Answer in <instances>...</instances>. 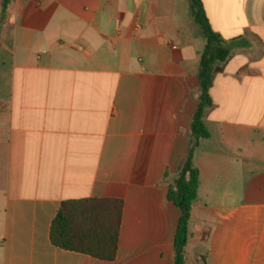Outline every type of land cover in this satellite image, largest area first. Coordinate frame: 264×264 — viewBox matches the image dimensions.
Segmentation results:
<instances>
[{
    "label": "crops",
    "instance_id": "crops-1",
    "mask_svg": "<svg viewBox=\"0 0 264 264\" xmlns=\"http://www.w3.org/2000/svg\"><path fill=\"white\" fill-rule=\"evenodd\" d=\"M231 57L193 159L185 264H264V0H201ZM207 40L189 0H12L0 23V264H175L166 176L192 146ZM123 202L114 260L65 251L61 204Z\"/></svg>",
    "mask_w": 264,
    "mask_h": 264
},
{
    "label": "trees",
    "instance_id": "trees-1",
    "mask_svg": "<svg viewBox=\"0 0 264 264\" xmlns=\"http://www.w3.org/2000/svg\"><path fill=\"white\" fill-rule=\"evenodd\" d=\"M12 0H0V23L5 18ZM191 12L202 35L207 40L199 70V87L195 92L199 105L193 116L191 131L192 149L181 170L173 177L166 176L169 183L168 200L181 213L174 241L175 264H185V249L190 237V221L193 205L198 198L200 173L193 164L194 154L202 140L210 138L205 125L208 110L213 107L210 90L217 75L224 71L231 57L228 44L210 25L201 0H189ZM123 202L117 199H84L65 201L53 221L50 239L54 246L94 258L115 259L122 221Z\"/></svg>",
    "mask_w": 264,
    "mask_h": 264
}]
</instances>
